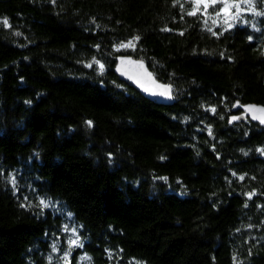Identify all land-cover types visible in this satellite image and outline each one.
Wrapping results in <instances>:
<instances>
[{
  "label": "trees",
  "instance_id": "1",
  "mask_svg": "<svg viewBox=\"0 0 264 264\" xmlns=\"http://www.w3.org/2000/svg\"><path fill=\"white\" fill-rule=\"evenodd\" d=\"M246 102L264 0H0V264H264V126L229 123Z\"/></svg>",
  "mask_w": 264,
  "mask_h": 264
},
{
  "label": "water",
  "instance_id": "2",
  "mask_svg": "<svg viewBox=\"0 0 264 264\" xmlns=\"http://www.w3.org/2000/svg\"><path fill=\"white\" fill-rule=\"evenodd\" d=\"M113 72L119 80L130 83L141 95L155 103L161 105L172 104V86L157 79L144 60L130 54H119L116 56ZM166 90H168L169 94L162 95ZM261 109H264L263 103H236L234 113L229 117V123L232 124L249 119L264 126V112L260 111ZM233 117L237 119H233Z\"/></svg>",
  "mask_w": 264,
  "mask_h": 264
},
{
  "label": "snow or ice",
  "instance_id": "3",
  "mask_svg": "<svg viewBox=\"0 0 264 264\" xmlns=\"http://www.w3.org/2000/svg\"><path fill=\"white\" fill-rule=\"evenodd\" d=\"M196 3H197L198 5L201 4V3H203L205 9H207V7L209 6V3H211V4H215V3H217V0H196ZM231 7H232V5H229V4H227V3L225 2V5H224V9H223V10L227 13L228 10H229V8H231ZM236 7H239V6L236 5ZM194 14H195V12H191V13H189V15H194ZM217 15H219V13H217ZM4 23H7V21H5ZM135 39H138V37L135 38ZM133 46H134V45H133L132 41H129L127 45H122V47H133ZM101 67H102V66H101ZM161 87H165V86H161ZM146 90H147V89H146ZM168 94H169L168 90H166L165 92L162 93V95H168ZM260 111L264 112V109H261ZM233 119H237V118H236V117H233ZM89 124H91V122H89ZM241 179H243V177H241ZM250 195H251V194H250ZM41 203H44V202L41 201ZM73 243H75V241H74Z\"/></svg>",
  "mask_w": 264,
  "mask_h": 264
},
{
  "label": "rangeland",
  "instance_id": "4",
  "mask_svg": "<svg viewBox=\"0 0 264 264\" xmlns=\"http://www.w3.org/2000/svg\"><path fill=\"white\" fill-rule=\"evenodd\" d=\"M199 5H203V6H204L203 3H201V4H199ZM229 5H230V4H229ZM223 13H224L225 15H228V17H232V16H233V13L231 12V8H229V10H228L227 13L223 10ZM237 13H238V12H237Z\"/></svg>",
  "mask_w": 264,
  "mask_h": 264
}]
</instances>
